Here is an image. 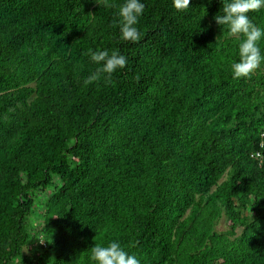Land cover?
Returning a JSON list of instances; mask_svg holds the SVG:
<instances>
[{
    "label": "trees",
    "instance_id": "trees-1",
    "mask_svg": "<svg viewBox=\"0 0 264 264\" xmlns=\"http://www.w3.org/2000/svg\"><path fill=\"white\" fill-rule=\"evenodd\" d=\"M142 2L132 43L124 0H0V264H264V63L233 78L220 0ZM90 50L127 64L85 84Z\"/></svg>",
    "mask_w": 264,
    "mask_h": 264
},
{
    "label": "clouds",
    "instance_id": "clouds-1",
    "mask_svg": "<svg viewBox=\"0 0 264 264\" xmlns=\"http://www.w3.org/2000/svg\"><path fill=\"white\" fill-rule=\"evenodd\" d=\"M211 2V0H210ZM223 4V14L215 16L219 25L228 26L232 36L239 38V61L231 65L233 78L248 77L261 63H264V52L259 46L264 40V28L257 27L250 20L248 13L264 7V0H220ZM191 5V0H173L177 11H184ZM145 4L142 0H124L119 7V30L122 41L136 43L141 39L137 25L144 14ZM91 61L98 67L89 75L85 84H91L101 79L111 82V76L127 64V57L119 51L90 50ZM90 260L94 264H140L135 255L126 251L118 241H112L107 246L95 244L91 248Z\"/></svg>",
    "mask_w": 264,
    "mask_h": 264
},
{
    "label": "rangeland",
    "instance_id": "rangeland-1",
    "mask_svg": "<svg viewBox=\"0 0 264 264\" xmlns=\"http://www.w3.org/2000/svg\"><path fill=\"white\" fill-rule=\"evenodd\" d=\"M37 222H38V220H37V217H36V216H32V217L30 218V223L34 226L33 229H32L33 232H35ZM222 230H225V223H224V221H222L221 224H220L219 227H218V231H222ZM34 245H35V244H33V245L31 246V248L34 247ZM29 250H30V249L27 248V249L25 250V253H27Z\"/></svg>",
    "mask_w": 264,
    "mask_h": 264
},
{
    "label": "built area",
    "instance_id": "built-area-1",
    "mask_svg": "<svg viewBox=\"0 0 264 264\" xmlns=\"http://www.w3.org/2000/svg\"><path fill=\"white\" fill-rule=\"evenodd\" d=\"M257 157H260V154H257Z\"/></svg>",
    "mask_w": 264,
    "mask_h": 264
}]
</instances>
